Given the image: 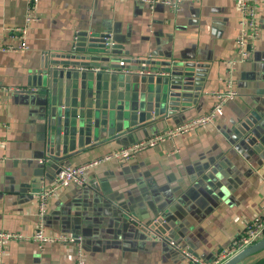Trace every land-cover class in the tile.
<instances>
[{"label": "crops", "instance_id": "1", "mask_svg": "<svg viewBox=\"0 0 264 264\" xmlns=\"http://www.w3.org/2000/svg\"><path fill=\"white\" fill-rule=\"evenodd\" d=\"M27 2L0 0V48L17 43L7 29L24 25ZM257 9L262 31L256 49L247 62L231 66L240 21L234 0H187L177 13L137 1L40 0L29 51H0V231L30 236L40 224L35 195L53 180L35 183L34 172L46 162V133L44 92L34 72L46 57L66 54L85 32L112 34L128 66L151 59L154 68L191 63L207 66L208 74L201 96L169 120L64 166L90 164L207 113L210 94L226 88L229 70L239 95L212 125L126 164L89 168L85 188H61L49 202L46 233L81 237L86 264H190L169 241L204 260L228 247L264 208V5ZM30 88L39 91H16ZM0 264H75V253L61 244L40 250L33 242H9ZM238 264H264V249Z\"/></svg>", "mask_w": 264, "mask_h": 264}, {"label": "water", "instance_id": "2", "mask_svg": "<svg viewBox=\"0 0 264 264\" xmlns=\"http://www.w3.org/2000/svg\"><path fill=\"white\" fill-rule=\"evenodd\" d=\"M106 37L80 33L66 54L46 57L34 72L44 92L46 133V162L34 172L39 187L72 158L119 138L137 139L201 96L207 66L171 62L154 68L137 61L131 67L116 46H106ZM263 249L262 238L225 264Z\"/></svg>", "mask_w": 264, "mask_h": 264}, {"label": "built area", "instance_id": "3", "mask_svg": "<svg viewBox=\"0 0 264 264\" xmlns=\"http://www.w3.org/2000/svg\"><path fill=\"white\" fill-rule=\"evenodd\" d=\"M115 2L137 1L151 8L157 5H164L170 11L177 13L182 10L187 0H113ZM240 12L239 32L234 41V49L236 58L229 62L231 66H236L247 62L251 54L256 49V44L261 37V24L258 16V6L264 5V0H234ZM40 0H28L25 23L23 26L7 29L10 38L17 41L16 44H7L0 48L1 52H28L27 43L28 30L37 20V10ZM107 35V34H106ZM79 39L77 34L74 38L73 45H76ZM106 46L115 47L116 43L112 39V34H108L105 38ZM151 59H148L150 61ZM232 69V68H231ZM233 70H229V77H224L226 88L214 91L210 96L214 99V104L209 111L199 117L180 124L166 132L156 134L148 139L138 141L128 147L115 150L106 154L101 159L90 164L82 166H63L59 174H57L52 183L43 188L37 195L39 202L38 217L40 224L34 233L26 236L21 233L0 231V251L9 242H33L37 244L40 250H44L46 245L61 244L70 246L74 249L75 264H86V254L83 251V241L81 237L68 236L65 234L49 235L45 230V220L49 202L55 198L61 188L80 187L85 188L88 185L87 171L89 168L100 165L105 162H117L118 164H126L133 161L139 154L147 150L158 147L168 141H172L182 134L194 132L200 128L212 125L222 112L224 106L238 97V92L234 88L232 79ZM17 92L37 93L39 90L35 88L17 89ZM2 143L0 142V145ZM154 237L160 240V236L154 234ZM264 238V208L263 211L253 216L246 224L244 231L236 236L228 247L220 250L211 260H204L194 254L188 247L181 246L173 241L168 244L176 253L183 256L190 264H225L238 254Z\"/></svg>", "mask_w": 264, "mask_h": 264}]
</instances>
